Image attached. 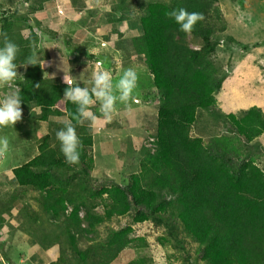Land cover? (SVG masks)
I'll return each mask as SVG.
<instances>
[{
    "label": "trees",
    "instance_id": "1",
    "mask_svg": "<svg viewBox=\"0 0 264 264\" xmlns=\"http://www.w3.org/2000/svg\"><path fill=\"white\" fill-rule=\"evenodd\" d=\"M210 5L205 0L149 2L140 18L142 34L132 40V49L142 56L161 98L154 134L156 150H147L146 155L154 176L146 173L145 163V184L134 175L129 184L95 188L81 201L72 200L67 188L57 185L58 170L76 168L65 163L59 142L53 146L51 134L43 136L39 151L30 160L13 167V183L43 192L37 201L45 216L27 204L22 211L25 225L24 221L21 225L43 250L59 245V256L49 264H110L134 242L129 237L131 228H122L102 240L90 236L98 233L105 218L124 214H132L135 223L158 221L178 239H182L180 230L192 236L205 264H264V170L253 157H238L240 148L264 132V113L257 106L241 115L222 112L240 143L232 137L216 136L209 144L193 135L196 110L216 109L214 94L223 82L209 60L215 48L213 27L204 19L199 21L190 34L201 37L202 43L192 47L189 34L179 31L174 20L165 15L179 7L201 14L217 11ZM21 57L18 54L17 66L28 54ZM16 82L21 105L34 102L38 119L49 120L54 114L71 119L75 113L76 106L63 98L67 85L46 78L41 64L28 65ZM92 143L91 136L80 138L79 162L89 178L94 162L87 146L92 147ZM10 195L7 204L14 205L20 195ZM10 195L0 191V199ZM95 197L105 204L103 215L94 212ZM3 210L9 212V208H0V227L6 223ZM52 224L56 228L50 229ZM82 238L92 242L81 248ZM127 264H151V260L138 256Z\"/></svg>",
    "mask_w": 264,
    "mask_h": 264
},
{
    "label": "rangeland",
    "instance_id": "2",
    "mask_svg": "<svg viewBox=\"0 0 264 264\" xmlns=\"http://www.w3.org/2000/svg\"><path fill=\"white\" fill-rule=\"evenodd\" d=\"M152 1L172 4L175 0H0V47H3V33L9 34L8 38L18 45L20 58L22 55L29 56L31 46H35L46 78L64 81V76L70 74L83 87V80L90 79V72L97 64L110 71L114 81L128 68L137 72V87L129 106L117 102L111 118L105 119L99 113L97 104L92 109L99 117L95 131L89 129L87 122L85 129L76 126L79 139L87 135L92 137V147L88 145L87 149L93 158L94 168L90 178L85 176L80 162L74 165V170H58L60 181L57 185L59 188L66 187L72 200L81 201L95 188L129 184L134 175L141 177L142 184H145V175H142L145 163L146 173L154 176L152 162L147 160L146 155L147 150H156L154 134L161 98L142 56L132 49L133 38L142 34L140 18L146 11V5ZM205 2L211 4L210 9H217L203 14V17L204 22L213 27L211 39L215 48L209 60L217 68L223 82L214 94L216 109L196 110L192 134L201 136L205 143H211L216 136L232 137L240 143L242 140L232 131L222 112L241 115L244 110L257 106L264 113V0ZM188 40L192 47H199L202 43L201 37L192 34L188 35ZM25 68L24 65L17 66V78ZM16 80L8 87H0V97L18 91ZM34 105V102H23L22 119L15 126L0 129V136L7 137L9 141L6 155L0 158V191L20 195L14 205L7 204L11 195L0 199L3 203H0V208L3 205L9 208V212H2L9 218L8 227L15 226L16 229L5 233L6 229L0 228V234L7 239L9 246L7 248V244H2L0 253H9L14 243L19 242L26 248L32 243L24 257L14 256L10 260L12 264L14 261L16 264H32L28 257L33 264H49L60 253L55 245L50 253L42 254L43 249L38 244L33 246L37 242L26 235L23 227L25 205L28 204L29 209L39 216H45L37 201L43 192L32 186L13 183V167L27 162L39 151L44 135L51 134L53 146H57L55 133L63 126L58 121L69 119L66 114H54L49 120H40L37 117L39 109ZM238 152V157H253L264 170V132ZM93 203L94 212L103 215L104 202L95 197ZM57 224V228L49 225L50 229L59 231ZM126 227L131 228L129 237L135 240L110 264H127L138 256L149 258L151 264H205L200 257L199 244L192 236L179 229L182 239H178L158 221L135 223L132 214L105 218L98 225V233L90 237L102 240ZM139 237L143 238L142 243L137 240ZM90 242L82 238L79 246L85 248ZM21 250H24L22 246L14 248L16 253ZM2 257L0 254V259ZM40 257L44 262H40Z\"/></svg>",
    "mask_w": 264,
    "mask_h": 264
},
{
    "label": "clouds",
    "instance_id": "3",
    "mask_svg": "<svg viewBox=\"0 0 264 264\" xmlns=\"http://www.w3.org/2000/svg\"><path fill=\"white\" fill-rule=\"evenodd\" d=\"M165 15L174 20L179 26V31L186 34H190L196 24L204 19L203 14L189 12L183 7L168 11ZM2 35L3 47H0V87H8L15 82L18 75L15 61L19 47L8 38L6 33ZM31 48V54L22 64L25 67L38 63L41 64L38 62L39 58L35 46H31ZM99 62L98 60L97 63ZM63 79L67 85L63 98L74 104L76 111L72 114L71 119L58 121L63 126L56 131L55 136L59 142L60 152L65 158V163L72 166L79 163L80 157L79 148L81 145L76 126H84L87 122L89 129L95 131L99 117L92 109L97 104L99 105V113L105 119L111 118L112 113L116 110L117 102L126 107L129 106L133 98V92L137 87L138 75L133 68H128L114 81L112 73L108 70H103L97 64L95 70L90 72V79L88 81L83 80V87L77 84L70 74H66ZM89 84L91 85L90 87L88 86ZM21 119L22 108L19 92L12 91L0 97V129L15 126ZM73 120H75V124L72 122ZM8 148V138L0 137V158L6 155Z\"/></svg>",
    "mask_w": 264,
    "mask_h": 264
},
{
    "label": "crops",
    "instance_id": "4",
    "mask_svg": "<svg viewBox=\"0 0 264 264\" xmlns=\"http://www.w3.org/2000/svg\"><path fill=\"white\" fill-rule=\"evenodd\" d=\"M152 76V75H151ZM5 217H6V223H5V225L3 226V227H0L1 229L3 228V229H6L4 232L5 233H10V232H14L16 229H15V226H13L12 228H9L8 227V223H9V218L7 217V215H4ZM22 218V217H21ZM24 220V219H23ZM11 222V221H10ZM0 229V230H1ZM8 234H6V236H7ZM26 235H29L28 234V232L26 233ZM0 236H1V242H0V246L2 245V244H7V248H9V246H8V243L6 242V238L2 235V234H0ZM30 236V235H29ZM10 239H12V236L10 237ZM33 242V241H32ZM32 243H30V244H28L27 245V248L31 245ZM34 245H36V243H33V246ZM56 246H58V249L60 250V248H59V245L58 244H55ZM55 245H53V246H51V247H49V248H47V249H45V250H42V252H44V253H42V254H45V252H47V253H50V251L52 250L51 248L52 247H54ZM20 246H22L23 248H24V250H23V252H19V253H16L15 251H14V248L16 247H19L20 248ZM32 246V247H33ZM31 247V248H32ZM27 248L25 247V246H23L21 243H14V244H12L11 245V248H10V250H9V253H7V252H1L0 254H2L3 255V259L1 258L0 259V264H12V262L10 261L11 259L13 260L14 259V256L15 257H18V256H21V257H24V254L26 253V250H27ZM29 252V251H28ZM28 252H27V255H28ZM37 253L38 254H40V251H37ZM60 254V253H59ZM59 255H57L53 260H55V259H57V257H58ZM9 257V258H8ZM28 259H29V261H31L32 262V264H33V261L32 260H30L31 258L30 257H28ZM40 259H41V261L40 262H44V260H43V258L42 257H40ZM14 264H16V261H14ZM18 264H19V262H18Z\"/></svg>",
    "mask_w": 264,
    "mask_h": 264
},
{
    "label": "bare ground",
    "instance_id": "5",
    "mask_svg": "<svg viewBox=\"0 0 264 264\" xmlns=\"http://www.w3.org/2000/svg\"><path fill=\"white\" fill-rule=\"evenodd\" d=\"M8 33H9V32H8ZM12 33H13V32H11V34H12ZM8 36H10V35L8 34ZM14 37H15V36H14ZM14 37H13V38H14ZM16 37H17V36H16ZM17 38H18V37H17ZM13 42H14V40H13Z\"/></svg>",
    "mask_w": 264,
    "mask_h": 264
}]
</instances>
